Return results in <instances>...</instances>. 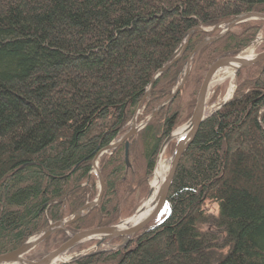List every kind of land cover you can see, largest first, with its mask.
Returning a JSON list of instances; mask_svg holds the SVG:
<instances>
[{
    "label": "trees",
    "instance_id": "16d2710c",
    "mask_svg": "<svg viewBox=\"0 0 264 264\" xmlns=\"http://www.w3.org/2000/svg\"><path fill=\"white\" fill-rule=\"evenodd\" d=\"M249 12L264 14V0H0V254L97 199L95 156L128 131L142 100L138 124L178 88L190 54L211 36L198 28ZM262 23L237 24L197 51L183 87L127 139L128 162L125 143L99 158L100 203L26 255L132 215L208 65L249 44ZM171 190L163 228L66 264H264V63L243 69L230 100L201 124Z\"/></svg>",
    "mask_w": 264,
    "mask_h": 264
},
{
    "label": "water",
    "instance_id": "95a60500",
    "mask_svg": "<svg viewBox=\"0 0 264 264\" xmlns=\"http://www.w3.org/2000/svg\"><path fill=\"white\" fill-rule=\"evenodd\" d=\"M256 18L264 20V14L258 13V12H249V13L242 14L240 16L228 18L224 20L223 22L217 24L211 30L206 31V29L201 28V27H199L198 29L206 31V32H213L225 24H228L229 25L228 27L231 28L235 24L245 22L248 20H253ZM224 33L225 32H222L216 37L205 39L196 46V48L192 51V53L190 54L186 62L184 76L178 88L172 93L171 96H169L160 106H158L154 110L153 114L147 120L145 125H148L154 119L159 109L167 101L174 98L177 92L183 87L189 75V72H190L191 60L193 56L196 54V52L199 51V49H201L206 44L212 43L215 40L221 38L224 35ZM191 34H192V31L188 33V39L190 38ZM260 34L261 32L258 34V36L253 41H251L244 48L224 52L212 61V63L210 64V66L208 67L204 75L203 81L201 83V86H200V89L197 95L196 106L192 114L189 117L182 119L178 123H176L171 128V130L166 134L160 146V149L158 151L156 162L154 164V169H153V172L150 178V194H151V190L152 189L154 190V187H155V190L153 192V198H154L153 203H154L155 212H154V217L151 220V222H149L148 224L133 223L130 220L131 217L133 216L132 215L128 218H121L114 222L98 224V225L86 228L78 232L70 233V237L68 240H66L60 246H58L57 248L47 253L39 255L35 258H26L25 254L27 252H29L34 247H36L38 244L43 242L45 239L51 236L54 232L59 231L61 229H65L69 224L76 221L78 218H80L86 212H89L92 208H94L100 203V200L104 193V178L101 172L99 171V169H97L96 173L100 181L99 182L100 191H99V195L97 199L91 202H87L82 208H80L72 216L70 220H62V221L51 223L38 236H36L31 246H27L25 243L16 250L0 254V264H66V263L75 261L81 257H84L86 255H90L92 253L97 252L96 250L106 240H110V239L117 238V237H122V238L127 239V242H126L127 244L134 236L153 233L163 228L168 223L172 215V212H173L172 203H171L172 182L176 174V171L178 169L180 160L184 154V151L186 150V148L189 146V144L193 140L194 136L198 132L204 120L207 117H209L213 112L221 108L227 102V101H224L221 105H219L212 112L208 111L215 88L216 86L221 84V83L214 82V75L218 69L223 68L224 66H234L233 78H236L237 73L239 72L240 69L246 66L264 63V51L261 53H255V50L264 43V36L261 37ZM188 39L186 41V44L188 42ZM186 44H185V47H186ZM184 49L175 58V60L181 57ZM169 65L170 64L166 65L164 68H162L161 71L167 69ZM148 93H149V90L145 94V97L148 96ZM142 102L140 103L139 107L141 106ZM137 125H138L137 124V114H135V116L133 117L131 121V128L128 130L126 135L121 138L120 142L112 143L106 148L100 150L94 158L93 167H96V162L99 160V153L103 154L110 149H115L120 144H122L124 141H126L125 142L126 161L128 162L129 141L127 139L130 136L137 134L144 127L143 126L142 128L140 127L141 129L140 128L136 129ZM182 131H185L186 134L184 135L181 143H179L177 140V146L171 152L172 161L170 164V168H169L168 173H166L163 167L164 157L167 154L170 143L173 140H176V136ZM159 196L161 197V200H162V209H160V207L157 205V202H156ZM93 240H98V242L92 247L80 250L78 252L70 253L71 250L76 248L77 246L84 244L86 242L93 241Z\"/></svg>",
    "mask_w": 264,
    "mask_h": 264
},
{
    "label": "rangeland",
    "instance_id": "374dc122",
    "mask_svg": "<svg viewBox=\"0 0 264 264\" xmlns=\"http://www.w3.org/2000/svg\"><path fill=\"white\" fill-rule=\"evenodd\" d=\"M257 21V20H260V21H262L263 23H262V26H261V28L259 29V31H258V33H257V35H256V37L258 36V34L261 32V37H263L264 36V20L263 19H259V18H256V19H253L252 21ZM248 21H250V20H248ZM245 22H247V21H245ZM242 24L244 23V22H241ZM238 24H240V23H238ZM236 25L237 24H235V25H233L231 28H229L228 26V24H225V25H223V26H221L219 29H217L216 31H213V32H206L207 30H211L213 27H215V26H213V27H201V28H204V29H206V33H211V36H208V37H205L203 40H205V39H209V38H212V37H216V36H218L220 33H222V32H225L224 33V35L222 36V37H224L231 29H233L234 27H236ZM239 30V29H238ZM203 31V30H202ZM192 35V34H191ZM191 37V36H190ZM221 37V38H222ZM255 37V38H256ZM254 38V39H255ZM220 39V38H219ZM253 39V40H254ZM218 40V39H217ZM217 40H215V41H217ZM252 40V41H253ZM187 41V40H186ZM214 41V42H215ZM200 44V43H199ZM209 44V43H208ZM207 45V44H206ZM248 45V44H247ZM246 45V46H247ZM187 46V45H186ZM204 47V46H203ZM202 47V48H203ZM245 47V46H244ZM243 47V48H244ZM184 49V48H183ZM185 50V49H184ZM200 50V49H199ZM234 50H237V49H234ZM231 51H233V50H231ZM264 51V43L261 45V46H259L256 50H255V53H261V52H263ZM184 52V51H183ZM219 55H221V54H219ZM218 55V56H219ZM195 56V55H194ZM193 56V57H194ZM217 56V57H218ZM216 57V58H217ZM215 58V59H216ZM192 60H193V58H192ZM192 60H191V62H192ZM212 63V62H211ZM210 63V64H211ZM210 64L208 65V67L210 66ZM260 64H262V63H260ZM250 66H253V65H250ZM250 66H246V67H244V68H242V69H240L239 70V72L237 73V77L236 78H233V74H232V77H231V80L229 81V82H225V83H221V84H219L218 86H216V88H215V91H214V93H213V96L216 94V92L218 93V97H217V99L214 101L213 100V96H212V99H211V102H210V106H209V109H208V111L209 112H212V111H214L219 105H221L224 101H229L230 100V98H231V96L230 97H227V93H228V91L232 88V91L235 89V87H236V85H237V78H238V74L243 70V69H245V68H247V67H250ZM185 67H186V64H185V66H184V72H185ZM191 67H192V63H191ZM191 67H190V69H191ZM208 69V68H207ZM190 73V72H189ZM206 73V72H205ZM233 73H234V70H233ZM183 75H184V73H183ZM205 75V74H204ZM204 78V77H203ZM187 80V79H186ZM182 81V80H181ZM186 82V81H185ZM190 88H188L187 89V91H184L182 94V103H185V102H187L188 101V98H189V93H190ZM229 98V99H228ZM228 99V100H227ZM192 114V113H191ZM190 114V115H191ZM189 115V116H190ZM189 116H187V117H189ZM187 117H184L183 119H185V118H187ZM138 124V123H137ZM129 127V129L131 128V124L130 125H128ZM143 126H145V123L143 124H138L137 126H136V129H139L140 127L142 128ZM127 128V129H128ZM140 128V129H141ZM128 129V130H129ZM128 131H126L123 135H121L120 136V138L119 139H117L115 142H113V143H117V142H120L121 141V138L122 137H124L125 135H126V133H127ZM126 141H124L123 143H125ZM172 142H176V140H173ZM112 144V143H111ZM110 150H112V149H110ZM109 150V151H110ZM172 150H174V149H172ZM171 150V151H172ZM106 153V152H105ZM104 154V153H103ZM103 154H100L99 153V158L103 155ZM151 178V177H150ZM149 186H150V179H149ZM149 195H150V187H149V191H148V194H147V196H146V198L144 199V200H142V203H144L147 199H148V197H149ZM141 203V205L136 209V211L132 214V215H134L138 210H139V208L143 205ZM132 215H130V216H132ZM130 216H128V217H130ZM128 217H123V218H128ZM38 235V234H37ZM37 235H34V236H37ZM98 242V240H93V241H90V242H86V243H84V244H88L84 249H87V248H89V247H92L93 245H95L96 243ZM126 242H127V239H125V238H122V239H120V240H118V241H113L112 239H110V240H106V241H104L101 245H100V247L96 250V251H103V250H113V249H118V248H123L124 247V245L126 244ZM73 252H78V250H76V251H72L71 250V252L70 253H73ZM45 253H47V252H45ZM44 254V253H43ZM40 255H42V254H40ZM39 256V255H38ZM25 257L26 258H29L28 257V255H25ZM37 257V256H36ZM35 258V257H34Z\"/></svg>",
    "mask_w": 264,
    "mask_h": 264
},
{
    "label": "bare ground",
    "instance_id": "6f19581e",
    "mask_svg": "<svg viewBox=\"0 0 264 264\" xmlns=\"http://www.w3.org/2000/svg\"><path fill=\"white\" fill-rule=\"evenodd\" d=\"M238 50V49H237ZM231 51V50H229ZM228 52V51H227ZM233 70H234V66H224L223 68H220L216 71L215 75H214V82L216 83H225V82H229L231 80L232 74H233ZM232 93V88L228 91L227 93V97H229ZM140 113V107L138 106L136 114L138 115ZM178 123V122H177ZM186 134L185 131H182L181 133H179L176 136V142L178 140L179 143H181L184 135ZM165 138V137H164ZM164 140V139H163ZM172 143V142H171ZM170 143V144H171ZM170 146V145H169ZM109 151V150H108ZM107 151V152H108ZM169 151V152H168ZM167 154L164 157V161H163V167L166 171V173H168L169 168H170V164L172 161V154H171V150L168 148ZM99 169V160L96 162V167L92 168V172L94 174L97 175L96 170ZM98 177V175H97ZM99 180V177H98ZM100 182V181H99ZM155 190V187H154ZM154 190H151V194L148 197V199L145 201V203L139 208V210L131 217V221L133 223H138V224H148L149 222H151V220L154 217V203H153V192ZM157 205L160 207V209H162V200L161 197L159 196L157 198ZM36 236H33L31 238H29L25 243L27 246H31L35 240ZM24 243V244H25ZM23 245V244H22ZM31 251V250H30ZM28 253V252H27Z\"/></svg>",
    "mask_w": 264,
    "mask_h": 264
}]
</instances>
